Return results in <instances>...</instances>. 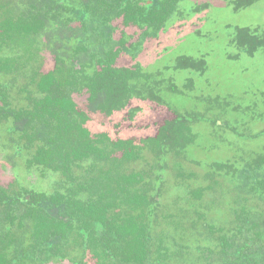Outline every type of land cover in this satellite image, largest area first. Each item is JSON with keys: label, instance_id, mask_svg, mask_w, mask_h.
<instances>
[{"label": "trees", "instance_id": "1", "mask_svg": "<svg viewBox=\"0 0 264 264\" xmlns=\"http://www.w3.org/2000/svg\"><path fill=\"white\" fill-rule=\"evenodd\" d=\"M183 1L0 0V119L10 120L8 130L20 135L16 149L27 151V166L51 171L63 182V189L52 193L0 189V264H169L170 258H176L170 264H264V205L236 211L232 230L218 236L220 251L200 249L197 256L176 242L175 250L167 246L165 236L153 238L150 218L157 211L160 175L152 165L134 168L143 147L133 138H111L87 126L93 114L104 119L126 111L132 116L133 96L163 102V79L151 80L137 63H115L120 52L131 54L141 40L156 37L181 16ZM226 1L239 11L263 0ZM119 18L123 26L143 29L138 42L127 44L122 33L111 43L119 27L113 21ZM236 30L230 37L236 50L231 58L252 57L263 48L264 22ZM43 47L54 58L46 71L40 70ZM175 67L203 73L205 61L184 55ZM167 87L176 89L173 83ZM13 95L25 103L18 106ZM190 121L184 115L165 120L141 145L155 155L174 151L177 156L195 138ZM215 165L231 169L227 163ZM240 175L247 202L255 193L264 197V155L253 158ZM202 189L190 195L199 198ZM19 201L27 210L18 216L25 234L15 240L10 205ZM187 256L192 257L186 261Z\"/></svg>", "mask_w": 264, "mask_h": 264}, {"label": "rangeland", "instance_id": "2", "mask_svg": "<svg viewBox=\"0 0 264 264\" xmlns=\"http://www.w3.org/2000/svg\"><path fill=\"white\" fill-rule=\"evenodd\" d=\"M263 5L264 0L235 13L226 0L182 2L181 16L160 28L156 37L149 35L141 40L142 44L132 49L133 55L120 52L115 63L126 67L137 63L151 75V80L163 79V102L133 96L128 105V110L133 109L132 116L126 111L104 119L93 114L87 122L92 132H106L111 138H133L143 147L141 158L133 166L147 170L152 165L154 174L162 179L150 231L156 240L165 236L169 247L176 242L187 249L185 252L197 256L203 252L200 249L220 251L218 236L232 230L236 211L243 206L259 209L264 205V197L257 193L247 202L240 175L253 158L264 155V46L252 57L242 54L237 61L230 57L236 53L230 38L236 27L261 24ZM120 20L113 21L119 27L111 43L119 40L122 33L127 44L138 42L143 29L123 26ZM184 55L203 59L205 72L175 69L178 57ZM39 56L40 70L51 69L54 58L50 51L43 47ZM21 79L18 85L23 83ZM169 83L176 85L174 91L168 89ZM13 98L18 106L25 103L19 95ZM176 115L191 118L189 125L195 136L183 151L177 156L174 151L159 156L149 146L141 145L142 140L156 134L159 125ZM8 127L10 120L0 119V189L9 194L14 190L52 193L63 189V182L51 171L44 169L43 174L40 167L27 166V151L16 149V144L22 143L20 135ZM216 163H227L231 169H218ZM198 188H203L201 196L192 197L190 191ZM10 208L16 216L11 232L15 240L23 239L25 230L19 227L18 216L27 211L25 203H12ZM175 260L167 261L170 264ZM60 264L69 263L64 260Z\"/></svg>", "mask_w": 264, "mask_h": 264}, {"label": "flooded vegetation", "instance_id": "3", "mask_svg": "<svg viewBox=\"0 0 264 264\" xmlns=\"http://www.w3.org/2000/svg\"><path fill=\"white\" fill-rule=\"evenodd\" d=\"M185 1H187V0H185ZM184 2V1H183ZM226 4H227V1H226ZM180 5H182V2L180 3ZM229 6V5H228ZM229 8L233 11V12H235V13H237V12H239V11H242V10H247V8H244V9H239V11H235L234 9H233V7L232 6H229ZM262 9H264V5H263V7H261ZM219 9V8H218ZM225 10V9H224ZM181 11V13H182V10H180ZM210 11H211V9H210ZM218 11V10H217ZM120 19V18H119ZM115 20H117V19H115ZM260 20H261V22H264V13H262L261 14V16H260ZM196 71H198V70H196ZM199 73H201V72H199Z\"/></svg>", "mask_w": 264, "mask_h": 264}]
</instances>
